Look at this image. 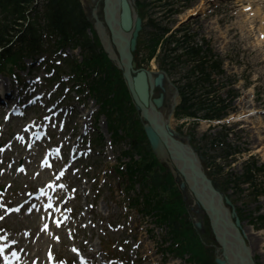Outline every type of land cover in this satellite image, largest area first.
Wrapping results in <instances>:
<instances>
[{"label": "rangeland", "instance_id": "obj_1", "mask_svg": "<svg viewBox=\"0 0 264 264\" xmlns=\"http://www.w3.org/2000/svg\"><path fill=\"white\" fill-rule=\"evenodd\" d=\"M99 1L100 0H81L84 9L89 15H91L92 11L90 8H94ZM131 1L136 13L138 11L137 4L148 2L149 5H151L148 9L141 6L143 12L144 10L147 11V17L151 14L153 15V13H158L153 17V20L155 22H157L156 20H158V22L162 20V25L170 27L171 29L178 27L180 23L188 17V14L194 13V9L202 7V10L200 9V12H203L202 16L189 20L186 25L190 27L199 41H203L204 39L209 43V49L212 48L216 54V56H213L214 61H219L223 66L222 74L215 75L213 87L209 88L217 90L216 94L211 96L218 98L220 101L225 100V103L230 102L231 105L226 114L237 115L241 113L240 109L242 106L239 99L241 100L244 98L243 102H250L249 94L254 92L256 95L254 99L255 107L259 110H264V21L261 17V14H264V0H165L166 3H170L171 7L175 9L178 6L180 8L183 7L179 10L181 15L179 17H173V19L169 21L162 18L160 14L162 11L161 4H154L157 0ZM257 1H260L261 4ZM251 7L252 10L250 11ZM168 8L167 6L165 9ZM99 9L101 11V4L99 5ZM254 11L260 12L257 16H253ZM254 19L257 21L254 22ZM251 21L253 22L252 24L250 23ZM252 29H254V31ZM169 33H171V31ZM249 34L251 35L249 36ZM223 37H225L224 40ZM81 55L79 50L71 52V56L77 60V63H81ZM86 56L87 54L85 53L83 58ZM160 58L161 54H159L155 61L153 60L149 64H145L144 61H142L143 57L141 53L137 57V61L140 67L160 71ZM37 59L40 58L38 57ZM189 68L190 67H183L177 70L176 73L172 74L170 80L180 88V86L186 82L184 77L187 75ZM60 72L73 73L64 63ZM25 74H27V72L23 73L22 76ZM30 74H33L32 76L38 75V77H43L44 75L46 77L49 76L45 67L41 70L38 69L36 72H30ZM57 81L60 80L58 79ZM50 87L51 91H53L56 96H66V103L75 105L77 113H79L80 116L82 115L81 118H83V120L89 113L88 116L92 119L90 132L101 139V141L96 143V151H101L104 146L110 148L111 145L113 147L111 156H99L96 152L89 160L82 163L84 173L83 175L80 173L77 174L75 179L78 181L79 186V192L77 193L78 198L72 204L75 218L72 224L65 230H57L52 227L50 239L38 240L36 237L39 233V226L37 224L39 222L37 221L40 220V216L36 218L35 223L29 222L33 220L31 218L22 220L18 217H12L3 225H0L1 228L8 230L10 234L16 237L26 231L35 233V238L27 243H32L29 246L32 249L29 255L32 257L40 256L39 258L42 259L45 258L46 250L54 248L60 260L73 261L75 260L74 254L72 253L73 249L76 247L79 248L80 242L83 247H86L88 253H91L93 245L96 247L97 253L92 259L93 262H100L104 257H119L122 258V261L117 264H182L184 262L183 259L179 261L178 258L170 253V248L168 247L171 246V240L165 236V231L163 229H159L157 225L153 224L152 217H146L142 212H138V209L135 207H131L130 210L127 209L128 203H130L129 196L131 195L132 198H136L139 196L141 189L139 185L137 186V184H135V192L127 191L126 188L130 183L129 179L125 175L118 173L115 175L114 166H118L117 163L121 162L123 151L129 149V140L122 139L119 140L116 145L114 142L111 144L110 141H113L114 137L112 136V131L110 129L108 130V122L104 116L99 117L96 122L97 111L100 105L95 104V102L89 98L87 92L79 95L73 93L66 95L64 89H66V87H73L72 84H64L63 89L60 91L57 90L56 83H52ZM166 89V99L161 111L163 117L168 119L172 109L175 89H170L169 86H167ZM159 94L160 90L156 88L154 97H159ZM250 108L251 103H247L244 111L247 112ZM82 111L83 113L81 114ZM229 115H223L222 117H225V120ZM80 116L78 117L80 118ZM78 117L73 123L72 121L70 122L71 128L65 134V138L63 137L61 139V141H64V143L69 146H71V143L77 138L75 135H71L72 126L77 123L78 129L76 132L81 133L80 128L84 125L80 123L81 120L78 119ZM2 122V117L0 116V125ZM14 125L15 124H11V127ZM97 125L99 130H95ZM222 125L223 124L214 126V124L211 125L204 121L193 122L189 118H184L179 121L174 120L173 122V127L178 134V138L182 142L188 143V138L190 136L194 139L193 143L190 142L193 147L196 149L204 147V152L211 160L215 158V164L211 166V169L215 171L219 169L222 171L223 176L230 174L241 176L244 173L245 160L248 159L247 157L250 154L254 155L253 157L258 167H264V154L260 152L257 153V149L254 148L257 136L264 138V121L262 124H259L257 119L249 117L246 122H231L229 126H226L230 131L232 130L231 132L229 131L230 134L228 135L233 154L230 156H227L221 150L214 151L208 148V142L211 141V139L225 133L224 128L221 129L223 127ZM12 134L13 132H10L9 137H6L5 133L0 135V147L1 143H6L12 139ZM202 138H206L207 143L201 141ZM57 140L59 139L57 138ZM205 145H208V147ZM234 147L235 151L233 150ZM13 155H16L15 151ZM2 158L3 156L0 154V160H2ZM10 160V157H8L4 161V165L0 166V180L2 184L13 183V188L10 189L6 197V202L9 204L18 203L27 190L40 184L43 178L51 177L50 174L47 176H37L39 161L35 163L34 168L30 165L32 171L26 178L17 177L16 168L19 163L15 165L13 170L4 172L6 167H9L6 166V164H8ZM123 161L128 163L129 159L125 158ZM27 162L29 163L31 161L23 159L21 163L27 164ZM206 171L208 172L207 169ZM208 173L212 175V173ZM255 174L256 181L253 182V184H243L240 186L239 190L230 186V190L226 192V195L234 201L236 209L241 211V214L242 212L245 215L252 214L253 217L256 218L258 215L264 213V195H260L255 200L253 197L255 189L263 188L264 186V173L256 172ZM213 181L216 188L221 190L222 193H225L226 186L223 184V180H221V178H216L213 179ZM131 219H134L135 226L129 228L125 233L121 232L117 235L116 233H111L112 228H116L118 225H126ZM14 224H17V226H14ZM242 228L247 230L249 244L253 248L257 264H264L263 229L258 230L257 227L253 228V225L248 220H244ZM133 233L135 234V242L139 241V236H141L143 240L144 254L140 252V255L137 254L138 258L135 257V253H132L133 246L135 245L134 243L128 247L126 252L120 251V246L124 245V241L126 240L127 242V238L128 241L130 240L128 234ZM57 238H59V242L56 241ZM203 239L207 245H210V247H213L215 250L217 249V245L215 247L213 241H211L207 235L203 236ZM34 244L36 245L35 247L33 246ZM145 255L152 256L151 258L154 262L150 260L146 263ZM32 257L30 259H32Z\"/></svg>", "mask_w": 264, "mask_h": 264}, {"label": "trees", "instance_id": "obj_2", "mask_svg": "<svg viewBox=\"0 0 264 264\" xmlns=\"http://www.w3.org/2000/svg\"><path fill=\"white\" fill-rule=\"evenodd\" d=\"M34 3V0H0V47L4 49L0 54V61L16 64L24 55L41 50L42 35L44 33L59 38V42L63 44L81 41L82 46L91 53V58L87 59V64L85 65H93L94 68H99L100 72L106 73L108 77L105 82L97 81L93 90L97 92V97L99 98L114 94L112 101L111 99H105L106 103L112 107V114L118 113V122L120 125H125V129L133 137L134 147L143 153L145 159H148L151 156V151L149 145H147L148 143L146 144L147 141L140 121L137 119L134 123L130 122L131 117L127 116V113H132L135 110L122 75L104 54H97V48L100 47L97 39L94 44H91L87 36V29L91 25L86 20L80 1L42 0L39 6H34ZM29 11L30 13H28ZM151 24H153L152 21ZM153 26L157 28L156 24H153ZM160 32L161 30H159ZM161 35L163 34L161 33ZM12 43L14 46H9ZM158 44L159 36L157 35L141 39L138 53L141 52L142 48L147 50V57L143 61L148 62L155 56ZM185 44V41L179 39L169 38L166 40L163 46V57L165 59H162L161 64L166 70L171 72L178 64H186L188 61L200 56L198 49ZM179 50L181 53H178ZM167 64L169 69L166 67ZM194 73V69L190 73L188 72L191 75H194ZM185 78L186 83L180 87L183 96L182 108L185 109L189 105L188 109L190 110L192 107L203 108L206 106L207 102L203 99L192 102L194 91L196 90L195 85L189 80L188 75ZM189 110L188 115L196 114ZM213 114L216 115L217 112L214 111ZM155 165L156 162L153 161L146 166L143 164L138 166L142 171H145L152 169ZM163 178L165 180L164 188L170 192V196L164 202L159 201L157 203L155 207L158 212L157 217H160L164 222L173 224L171 234L175 241L183 242V250L187 249L196 258L204 260L206 258V250L201 243L200 237L191 227V222H188L187 218H185L187 210L175 188L173 178L169 172H166ZM245 179L246 181L253 180V175L249 172V169ZM152 182L155 186H162L160 176L155 175ZM231 182L232 180L225 181V186L228 188ZM236 186L238 185L236 184Z\"/></svg>", "mask_w": 264, "mask_h": 264}, {"label": "water", "instance_id": "obj_3", "mask_svg": "<svg viewBox=\"0 0 264 264\" xmlns=\"http://www.w3.org/2000/svg\"><path fill=\"white\" fill-rule=\"evenodd\" d=\"M103 5L105 22L94 14L101 42L110 59L123 71L155 156L177 170L178 180L184 179L180 188L183 191L188 188L198 210L207 214L213 230L212 238L221 246L222 256L217 257L216 263L255 264L250 248L241 235L240 221L235 211L230 213L227 208L231 206L230 201L220 194L202 170L203 157L200 155L199 161L196 151L176 138L171 119L181 101L178 90L164 71L137 68L134 53L142 30L141 18L134 13L130 0H103ZM166 84L175 89L174 105L167 121L160 112L165 101ZM155 88L161 91L159 98H153ZM195 225L201 229V223L195 222Z\"/></svg>", "mask_w": 264, "mask_h": 264}, {"label": "bare ground", "instance_id": "obj_4", "mask_svg": "<svg viewBox=\"0 0 264 264\" xmlns=\"http://www.w3.org/2000/svg\"><path fill=\"white\" fill-rule=\"evenodd\" d=\"M260 12V11H259ZM259 12H256V11H254V16H257V14L259 13ZM261 17H262V20L264 21V14H261ZM250 20H252V19H250ZM255 21H257V20H255L254 19V22ZM251 24L253 23L252 21L250 22ZM252 27V26H251ZM253 31H254V29H252ZM251 34H249V36H250ZM173 100H175V98H173ZM259 113V112H258ZM258 123L260 124L261 123V118H258ZM259 152L260 153H263L264 154V148H262V149H260L259 150ZM264 156V155H263ZM191 157L194 159L195 157H194V153L192 152V155H191ZM46 222V221H45ZM49 229H50V227H49ZM245 232H246V234H247V230L245 229ZM41 233V236H43L44 235V232H40ZM251 234H252V231H251ZM96 248H95V246H94V250H95ZM251 249H252V247H251ZM93 250V251H94Z\"/></svg>", "mask_w": 264, "mask_h": 264}]
</instances>
